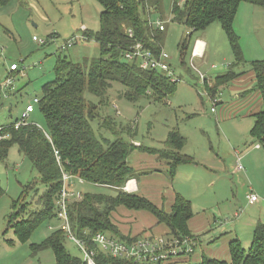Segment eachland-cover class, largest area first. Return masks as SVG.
<instances>
[{
    "label": "trees",
    "instance_id": "16d2710c",
    "mask_svg": "<svg viewBox=\"0 0 264 264\" xmlns=\"http://www.w3.org/2000/svg\"><path fill=\"white\" fill-rule=\"evenodd\" d=\"M10 1L0 0V8L7 6ZM95 1L102 9L99 14V29L96 32L84 29L81 37L98 44L99 57L82 64H74L65 57L58 58L54 78L41 87L37 103L44 118V128L28 124L27 119L23 120L22 117L0 126V161H4L9 149L16 146L19 153L29 160L44 187L42 195L34 201L37 205L35 210L29 205L32 203L22 199L32 189V185L24 187L18 199L11 204L2 236L11 230L16 241L25 244L38 227L56 219L62 222L61 228L41 243L29 246L33 252L51 250L54 264H86L81 246L74 243L81 253L80 258L73 257L66 251L64 240L73 242L70 237L78 240L88 253H92L96 264H264L262 221L255 224L247 250L238 239L230 242L229 261L208 257H204L199 263L181 260L194 255L198 242L194 244L192 253L185 252L186 247L182 245L181 254L154 262L138 261L134 256L126 255L114 257L94 242L96 236L102 235L129 250L146 239L144 232L134 234L133 226H127L131 222L122 221L127 227L124 232L121 228L124 225H119L120 219H125L120 210L127 211L130 215L146 212L153 216L157 225H163L168 232L154 236L152 240L184 241L191 235L188 230V222L193 218L190 201L175 194L167 211L143 196L123 191V188L128 180L138 174L128 163L135 151L156 155L159 161H165L170 181L175 178L179 166L196 164L192 158L181 154L185 141L177 130L168 133L162 149L142 145L137 147L133 144L135 141L121 137L126 132L132 139V129L118 126L111 116L100 115V110L109 104L107 92L113 83L124 88V98L132 103L143 96L162 101L175 92L177 83L171 82L166 75L157 71L142 70L140 61L135 56L132 60L125 57L126 54L135 52L133 48L136 44L141 45V53L150 52L156 58L163 52L159 34L161 31L150 26L149 18L151 11L159 10L160 0ZM241 4H250L264 10V0H172L171 20L182 24L187 30L178 45L182 64L193 33L204 31L211 24H219L228 41L233 62L226 74L215 78L214 85L209 88L210 99H213L218 87L238 81L242 76L248 77L247 80L253 86L245 94L256 91L261 104V109L250 115L253 124L249 137L264 150V60L250 62L251 72L246 74L233 71L245 64L239 37L233 28ZM128 30L132 33L131 38ZM77 39L79 38L74 36L69 41L75 42ZM1 90L2 88L0 92ZM86 92L97 101L88 100L84 95ZM95 121L98 122V129L107 132L112 140L96 135L92 127ZM16 123L24 124L16 128ZM64 174L70 177L67 182L63 180ZM77 180L82 183L79 184ZM73 185L100 191L76 190ZM6 243L12 246L13 240H6Z\"/></svg>",
    "mask_w": 264,
    "mask_h": 264
},
{
    "label": "rangeland",
    "instance_id": "374dc122",
    "mask_svg": "<svg viewBox=\"0 0 264 264\" xmlns=\"http://www.w3.org/2000/svg\"><path fill=\"white\" fill-rule=\"evenodd\" d=\"M171 3L172 0H160L159 10L151 11L149 18L153 24L157 21L164 23L165 29L159 34L162 51L168 57L174 76L179 79L175 92L162 101L143 96L132 103L124 98V88L113 83L107 92L109 104L100 110V115L111 116L118 126L132 129V139L126 132L121 137L135 141L133 144L137 147L142 145L162 149L168 133L177 130L185 141L181 154L196 163L186 166L188 172L178 180L180 187L188 194L189 199H186L190 201L193 217H207L212 222L210 231L215 228L231 230L239 221L238 216L242 218L258 213V205H248L247 195L250 192L264 199V150H258L261 152L260 157L257 154L245 158L246 151H251L252 146L248 135L253 123L250 113L255 112L253 110L260 103V98L256 91L247 94L240 92L242 86L238 80L218 87L213 99H210L209 88L214 85L215 78L226 74L233 62L228 41L219 24H211L204 31L193 33L182 64L178 45L187 30L182 24L171 20ZM239 7L233 28L239 37L245 64L233 71L246 74L251 72L250 62L264 60V10L250 4H241ZM101 10L95 0H11L7 6L0 8V85L7 78H12L11 87L0 92V126L20 119L25 107L32 104L34 112L29 115L27 123L45 127L38 104H34L33 100L39 99L41 87L53 80L58 58L65 57L74 64H82L99 57L98 44L93 40L82 39L81 35L84 29L98 31ZM74 36L79 39L72 46H65V42ZM34 38L46 44L39 45ZM196 38L205 42L203 56L192 58V46ZM12 64L18 67V73H10ZM199 74L203 75L205 83ZM84 95L92 102L97 101L87 92ZM212 102L217 104L213 112ZM92 127L97 136L112 140L107 132L98 129L97 121L92 123ZM235 151L241 153L242 166H249L251 180L233 174ZM138 158L142 160L144 157ZM142 174L138 173L135 179H139ZM167 179L170 182L168 175ZM178 182L175 185L173 181L172 184L175 192ZM28 184L32 185V189L22 199L32 203L29 205L35 210L37 205L34 201L42 195L44 187L29 160L13 146L6 159L0 161V264H54L51 250L33 252L29 246L41 243L61 228V221L52 219L43 223L25 244L18 243L11 230L2 236L11 204ZM134 186L135 180L130 179L123 191L133 192ZM73 188L100 191L86 186L73 185ZM150 198L156 197L150 195ZM128 218L122 221L131 222L127 226H133V230L152 222L150 214L146 212L129 214ZM219 221L224 225L219 226ZM188 230L191 234L189 222ZM149 237L153 239L154 235L144 234V238ZM197 239L198 236L191 234L186 243L193 245ZM6 240H13V245H8ZM64 247L71 256L81 257L80 251L69 239L64 240ZM243 248L247 250L248 245Z\"/></svg>",
    "mask_w": 264,
    "mask_h": 264
},
{
    "label": "crops",
    "instance_id": "0c3cea01",
    "mask_svg": "<svg viewBox=\"0 0 264 264\" xmlns=\"http://www.w3.org/2000/svg\"><path fill=\"white\" fill-rule=\"evenodd\" d=\"M239 9H240V7H239ZM235 24H236V22L234 21V25ZM195 41H199L200 44H202V46L205 45V42L201 38H196ZM193 45H194V43H193ZM192 48H193V46H192ZM247 79L248 78H243V79L239 78L238 79L239 84L242 86L240 89V92H242V93H245V91L249 87L253 86V83L249 82V80H247ZM204 81H205V79H204ZM204 81H202V82H204ZM259 104H258L257 108L254 109L253 111H255V112L258 111ZM255 112H252V113H255ZM252 113H250V114H252ZM227 118H231V117H227ZM248 135H249V132H248ZM249 143L252 144V146L250 148L251 151L250 150L246 151V153H245L246 157L245 158H252L253 156H257V154L260 157L261 152L258 150H260L262 148H260L256 144H254L251 139H250ZM140 154H144V153H141L139 151H135L132 153V155L128 159L129 166L131 168H133V170L136 171V173H141V172L145 173V174H142L139 179L133 178L135 180V186H134L135 191L130 192V193L143 196V197L149 199L157 207L166 209L167 211L169 210L170 206L173 203L175 194H180L185 199L188 197V194H186L184 188L180 187L178 180H181L183 178V174L188 172L189 169H186V168H188L186 166H191V165L179 166L177 169V173L175 175V178L169 182V180L167 179V175H166L167 163L165 161H159L157 159L156 155L147 154L145 156V154L144 155H140ZM234 155H235V163H236L237 157L240 158V161L242 160L241 153L235 151ZM139 156H142L144 158L141 160L138 158ZM262 158H264V155ZM233 174H235V176L243 175L245 178H247V179L249 178L250 180H251V175H252V174H250V168L248 165H247V168L244 167L243 172H236L235 171V165H234ZM173 181H175V185H176V182H178L177 188H176L177 192H175L174 187L172 186ZM190 186L193 187V184L191 183ZM250 194H253V193L250 192ZM150 195H152L156 198L151 199ZM187 199H189V198H187ZM155 200H157V202H155ZM262 203H264V199L260 198L259 196H258V200L255 203L250 204L248 202L249 206H257L258 205V207H259L257 209L258 213L255 216L246 215L242 218H239V216H238L237 221L238 220L239 221L235 224V226H233V228L231 230H228V229L226 230L223 228H215L214 230L210 231L212 226H209V225H212V222L209 221L207 219V217L196 218V219L193 217L189 221V228H190L191 234L198 236V239H197L198 244H197V247L195 248L196 250H195L194 255H192L191 257H188V258H182L181 260H183V261L188 260V262L190 261L192 263H199L202 261V259L204 257H208V258H213V259L220 260V261H229V259H230V257H229L230 256L229 255V244L234 239H238L241 242V244L243 245V247H245V245H248V247H249L255 224L258 221L264 222V205L261 206ZM120 212H121L122 216L125 217V219H129L128 218L129 215H128L127 211L124 212V211L120 210ZM135 214L136 213H134L132 215H135ZM237 214L239 215V213H237ZM146 218L147 217H143V219H146ZM151 218H152L153 223L151 221L149 224L145 223L141 229L133 230L134 234H137L139 232L140 233L145 232L147 234H152L154 236H161V235H164L168 232L163 225H157L155 219L152 216H151ZM213 222L215 223L214 219H213ZM218 224H219V226L224 225V223L221 221H219ZM119 225H124V226H121V228L124 230V232H126L127 227L122 222V219H120ZM153 231H155V233H153Z\"/></svg>",
    "mask_w": 264,
    "mask_h": 264
},
{
    "label": "built area",
    "instance_id": "2783aa9c",
    "mask_svg": "<svg viewBox=\"0 0 264 264\" xmlns=\"http://www.w3.org/2000/svg\"><path fill=\"white\" fill-rule=\"evenodd\" d=\"M150 26L153 28H157L159 31H163L165 29L164 27V23L163 21H157L155 24L150 22ZM129 38L132 37V33L130 30L127 31ZM34 41L38 42L39 45L44 44V41H38L34 38ZM74 43V40L69 41L66 43L65 46H72ZM203 48L204 46H202V44H200L199 41H196L194 43L193 46V51H192V58H199L203 56ZM134 53H128L125 55L126 59L128 60H132L133 57L135 56L137 59H139L140 61V68L142 70H150V71H157L159 73H162L164 75H166L171 82H176L178 83V80L173 72L171 71L169 62H168V57L164 52H161L160 55L156 58L154 57L150 52H145V53H141V45L140 44H136L134 46ZM10 71L16 72L18 71V67L15 64H12L10 66ZM199 78L204 81V77L203 75L199 74ZM11 82H12V78H7L5 80V82L0 86V88L2 89H6L11 87ZM39 101V99H34L33 103L37 104ZM215 110V104L212 105L211 108V112H213ZM34 112V108L32 104H29L25 107V110L22 114V119L26 120L28 119L29 115L31 113ZM24 123H16L15 127L18 128L19 126L23 125ZM1 130V129H0ZM2 139V137H0V140ZM235 171L236 172H241L243 171V167L241 165L240 162V158L237 157L236 158V163H235ZM63 180L65 182H67L68 180H70V177L68 175H63ZM79 183H82L81 180H78ZM126 189V188H125ZM62 196H65V193L63 192ZM247 200L250 204L255 203L258 200V196L255 194H249L247 196ZM65 217H63L64 219ZM66 220V218H65ZM70 239L76 243L77 245L81 246V250H82V255H83V261L86 264H96L95 261L93 260V255L92 253H88L82 246V244L76 240L73 237H70ZM186 239H184V241H178L177 239H173L172 241H163L162 239H155L152 240V238L148 239H144L142 240L141 243H138L137 245L135 244L132 248H130L129 250H126V248L123 245H116L115 243H113L112 241H110L109 239H107L106 237L102 236V235H98L96 236V238L94 239V242L96 244L99 245V247L102 250H105L107 252H109L110 255L112 256H122V255H126V256H134L136 260H148L149 262H154L158 259H168L169 257L172 256H177L179 254H181V252L183 251V246L184 245L186 247L185 252L187 253H192L193 251V247H194V243L193 245H188L186 243Z\"/></svg>",
    "mask_w": 264,
    "mask_h": 264
}]
</instances>
